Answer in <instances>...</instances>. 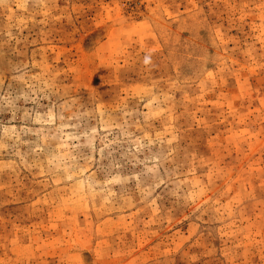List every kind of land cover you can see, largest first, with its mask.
Wrapping results in <instances>:
<instances>
[{
	"label": "rangeland",
	"instance_id": "374dc122",
	"mask_svg": "<svg viewBox=\"0 0 264 264\" xmlns=\"http://www.w3.org/2000/svg\"><path fill=\"white\" fill-rule=\"evenodd\" d=\"M0 264H264V0H0Z\"/></svg>",
	"mask_w": 264,
	"mask_h": 264
}]
</instances>
